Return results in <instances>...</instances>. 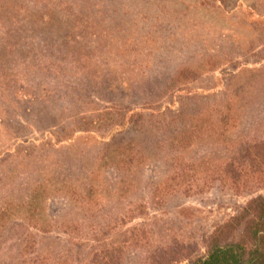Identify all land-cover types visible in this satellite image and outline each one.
Segmentation results:
<instances>
[{
	"label": "rangeland",
	"instance_id": "374dc122",
	"mask_svg": "<svg viewBox=\"0 0 264 264\" xmlns=\"http://www.w3.org/2000/svg\"><path fill=\"white\" fill-rule=\"evenodd\" d=\"M231 5V10L221 8ZM116 7L114 16L122 21L118 31H111L117 26L108 18L110 24L90 26L85 38L97 41L99 30L105 33L102 51L97 53L102 59L104 55L108 57L101 68L104 86L111 83L110 87H114L110 91L106 86L87 85L83 79L76 83V78L83 76L75 72L81 62L78 55H56V87H29L36 92L53 90L55 95L46 100L33 96L19 102L13 95L7 97L8 82L3 74L0 76V109L7 110L4 119L0 114V205L12 209L0 221V264H59L70 254L75 258V240L61 232V221L79 224L66 228L68 232L94 233L106 242L117 240L129 227L148 224L152 231L149 244L125 250L120 264H151L162 243L190 244L191 255H199L204 251L203 238L217 224L249 198L264 193V168L245 174L249 170L247 157L234 154L232 167L222 173L215 172L209 163L191 167L190 158L194 162L205 154L219 157L229 152L225 146L223 150H204L203 143L214 137L199 139L189 152H165L168 139L161 143L159 135H146L144 140L157 153L135 169V177L122 193L118 187L124 188L128 183L117 180L118 173L107 160L111 152L108 146L114 145L110 130L114 115L86 124L92 129L87 133L74 132L56 141L61 130L72 126L76 116L87 119L93 107L103 110L109 106L171 103L172 110L179 107L186 113L203 103L212 105V97H200L205 87H215L214 91L226 87L228 75L242 66H264V0H224L223 4L216 0L215 6L209 0H118ZM90 16L94 21V15ZM108 16L114 18L112 14ZM94 56L90 53L87 57ZM243 73L240 82L227 87H239L242 81H247L243 87H256L260 80L264 87V72ZM144 76L149 79L143 80ZM177 87H191L196 96L178 100L181 92L175 91ZM93 90L98 96L91 94ZM60 93L61 97L57 96ZM56 106L61 107L58 114ZM49 107L54 114L49 113ZM242 108L239 119L227 130V138L248 142L264 139V99L251 98ZM184 117L170 124L177 129L186 127ZM164 119L171 121L169 117ZM126 131L113 135L114 140L121 142L128 136ZM44 141L47 144L41 148ZM179 172L181 177H177ZM237 173H241L240 177ZM34 183L52 187L47 190L49 194L36 200L42 219L47 222L41 223L43 230L25 224L26 220L18 217L19 212H14L18 208L15 205L27 201ZM121 216L124 220L119 223ZM27 239L34 240L33 251L24 253L22 245ZM83 258L88 256L84 254ZM187 261L182 258L173 264Z\"/></svg>",
	"mask_w": 264,
	"mask_h": 264
},
{
	"label": "trees",
	"instance_id": "16d2710c",
	"mask_svg": "<svg viewBox=\"0 0 264 264\" xmlns=\"http://www.w3.org/2000/svg\"><path fill=\"white\" fill-rule=\"evenodd\" d=\"M217 1L219 4L224 3V0ZM117 3L118 0H115V2L113 0H0V76L3 74L6 77L5 82H8L9 87H5L7 97L13 95L17 101L26 102L27 99H31L29 97L33 96L46 100V98L55 95L53 90L42 89L36 92L29 87H56V70L58 68L54 65L56 55H78L81 58L75 72L77 74L81 73L83 76L80 77L79 75V78L75 76L76 83L83 79L86 80L87 85L92 84L94 87L106 86L105 89L109 91L113 89L114 87H110L111 83L105 86L103 83L104 77L101 64H107L108 57L104 55V59H102L101 56H98V53H100L98 51H102L103 43L101 40L105 35L104 31L99 30L98 35L95 37V39H99L97 41H89L85 38L89 35L87 29L90 26L104 25L103 27H105L110 24L107 22L108 18L113 19L112 25L117 26L113 27L111 31H118L117 28L122 21L120 17L114 16ZM209 3L215 6L216 0H209ZM221 8L231 10L233 5L229 7L221 6ZM91 14L95 17L94 21L90 16ZM109 14H112L114 18L108 16ZM128 20L130 21V16ZM60 28L62 30L59 33ZM76 31L78 33H75ZM221 36L219 35V37ZM229 46L232 47V44L230 43ZM90 53L96 54V56L93 58L87 57ZM232 58L230 56L229 60ZM17 67H19L18 71ZM118 72L123 74L122 71ZM243 72H256L259 75L264 72V66L260 65L257 68L240 67L236 73L228 75L229 84L233 86L234 81L235 83L240 82ZM148 77L144 76L143 80ZM44 80H46L45 83H43ZM261 82L262 80L256 82V87H243L247 81H242L239 87H227L229 85L227 83L226 87H220L215 91V87H205L200 97H212V105L203 103L201 107L186 113H182L179 107L172 110L171 103L159 105L158 103L149 102L137 107L128 105L109 106L104 107L103 110H97L96 107H93L87 119H84L83 116H76L72 126L61 130L59 137H56V141L68 138L74 132L87 133L92 129H88L86 124H96L103 117L109 118L110 115H114L110 127V130L113 131L111 141L114 145L109 144L108 146V151L111 152L108 153L107 160L113 164L118 173L117 180H120L122 184L128 183L124 188L118 187L121 193L127 190L130 185L129 182L135 177V169L143 162L152 160L157 153L151 151L153 146H150V143L144 140L146 135L147 137L159 135V142L161 143L168 139L169 145L165 152L167 150L176 152L185 150L189 152L188 149L193 148L194 144H198L199 139L214 137V139H209L208 142L203 143L204 150L208 148L210 150L216 148L223 150L225 146V150L228 149L229 152H225L219 157H211V155L205 154L194 162L190 158L191 167L195 163L206 165L209 163L216 168L215 172L222 173L224 169L232 167L233 157L231 156L237 154L247 157L249 170L245 174L250 175L254 170L264 168V139H256L252 142L238 137L228 139L227 130L234 126L241 114L240 110L244 109L242 107H245L251 98L261 96L262 100L264 99V87H261ZM190 88L177 87L175 91L181 93L176 98L178 100L191 99L196 96L193 93L195 92L194 89ZM252 88L254 95H252ZM126 89L131 91L130 87H126ZM91 94L98 96L94 93V90ZM61 95L60 93L57 96L61 97ZM13 99L14 97H12ZM16 100H13V104L17 103ZM238 102H240V106L237 105ZM17 106L19 107V105ZM235 107H239V109H235ZM47 110L49 113L54 114V110H50V107ZM59 110H61V107L56 106V114L59 113ZM5 111L7 112L6 109ZM5 111L0 109L2 119H4ZM180 116H185L184 118L188 123L186 127L180 129L172 127L170 123H174ZM167 117L171 121H164V118ZM187 119H191L190 122ZM57 124L58 121H56ZM125 130H127L125 134H128V136H124V139L117 143L113 135H120ZM100 137L103 138L104 136ZM235 142H238V144H235ZM46 144L47 141L41 142V148ZM154 144V147L157 146L156 142ZM22 148L25 149V147ZM213 159H215V162ZM181 174L179 172L177 177H181ZM239 175L241 173H237L238 177H240ZM230 176H232V182L235 184L237 182L236 178L233 177L235 174L232 173ZM49 188L52 187L34 183L28 190L27 201L18 203L19 206L18 204L15 205L18 208L14 209V212H19L18 217L23 221L26 220L25 224L42 230L45 228L44 225L47 222L42 219L36 200L42 198V195L49 194L50 191H47ZM9 208V205H0V221L12 210ZM33 216L38 218L34 219ZM122 220H124V217H119V223H122ZM41 223H44V225H41ZM60 224H64V227L62 225L60 227L61 232L68 234L70 239L75 240L73 246L78 250L77 254L83 256L86 254L88 258H83V256L77 254L74 258L70 254L60 261L58 260L59 264H120L125 250L140 249L143 246L145 248L152 237V231L148 224L135 225L125 229L120 233L119 238L113 242H106L103 237L96 236L94 233L87 235V233H84L85 231H81L75 232L74 235L73 232H68L66 228L79 226L77 222L61 221ZM86 240H89V244L86 243ZM202 242L204 251L199 255H191L190 244L183 246L179 243L171 245L170 243H162L159 245L156 259L153 257L150 263L173 264L182 260V258H186L188 260L186 264H264V193L249 198L234 214L217 224L203 238ZM33 244L34 240L27 239L22 245V252L33 251ZM30 259L33 261L32 258Z\"/></svg>",
	"mask_w": 264,
	"mask_h": 264
}]
</instances>
